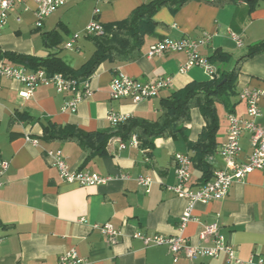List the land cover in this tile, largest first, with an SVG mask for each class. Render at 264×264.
I'll list each match as a JSON object with an SVG mask.
<instances>
[{
  "label": "crops",
  "instance_id": "0c3cea01",
  "mask_svg": "<svg viewBox=\"0 0 264 264\" xmlns=\"http://www.w3.org/2000/svg\"><path fill=\"white\" fill-rule=\"evenodd\" d=\"M148 1L107 0L97 6L99 22L108 25L122 21ZM95 6L93 0H67L43 21L40 29H36L35 5L31 0H24L9 12L6 25L0 31V64L14 65L1 58L5 52L36 58L54 54L70 67L79 68L89 60L94 47L84 56L81 51L88 47L78 40L75 42L73 50L83 56L77 65H73L75 57L66 61V57H61L58 52L64 50L63 45L72 35L83 32ZM153 20L163 26L156 28L154 35L144 38L140 58L129 63L103 62L89 78L92 95L80 101L74 113L61 112L63 103L70 96L56 93L52 86H37L31 96L24 98L21 94L26 88L22 84L0 77V161L9 164L6 173L0 177V264H58L59 258L69 252L82 259V264H173L172 255L165 246L146 247L135 235H181L196 245L201 244L199 233L214 222L238 259L246 261L251 255L264 257V171L253 170L235 181L220 201L196 203L192 220L179 232L187 202L167 192L165 186L176 184L174 155L186 153L192 156L187 142L197 141L204 126L197 108L190 111L184 137L155 139L150 151L113 138L106 146L107 156L92 157L85 162V154L74 143L47 144L39 140L47 122L70 124L94 132L114 129L106 119L108 112L153 120L159 114L160 100L191 82L210 81L198 67L179 73V66L186 61L182 53L147 58L149 47L164 38L200 40L208 36V43L201 45L198 53L207 59L217 51L227 54V62L213 64L220 73L231 71L249 46L264 40V3L249 12L245 4L216 8L190 2L175 13L163 8ZM29 33L40 35L42 49H37L31 39H24ZM44 33L58 36L60 42L55 48L45 46ZM231 34L241 39V48L237 47ZM119 74L149 84L170 77L171 84L157 97L138 104L128 99L111 101L109 83ZM244 88L264 90V53L241 62L234 93L216 105L219 129L217 148L209 158L212 173L223 166L218 150L226 139L227 115L245 116L246 107L239 98ZM259 106L261 116L256 123L264 126V98L260 99ZM17 113H26L33 120L11 123ZM239 144L241 151L237 161L246 163L251 153L247 133L241 135ZM49 150L60 151L70 170L95 173L109 180L89 187L66 182L50 166L45 155ZM140 176L153 180L147 193L137 184L136 179ZM190 176L192 189L202 184L203 175L192 164ZM105 224L119 232L114 244L107 242L99 230L93 228ZM174 264L226 262L220 255L194 262L181 258Z\"/></svg>",
  "mask_w": 264,
  "mask_h": 264
},
{
  "label": "built area",
  "instance_id": "2783aa9c",
  "mask_svg": "<svg viewBox=\"0 0 264 264\" xmlns=\"http://www.w3.org/2000/svg\"><path fill=\"white\" fill-rule=\"evenodd\" d=\"M23 1L0 0V31L6 25L9 12L16 6L22 4ZM31 1L35 5L34 26L36 29H40L43 21L67 2V0ZM93 1L96 6L89 23L84 29L85 37L103 33V25L98 19L100 9L97 6L106 3L107 0ZM78 38V34L72 35L69 41L63 45L64 49L73 50ZM231 38L238 48L242 47V41L237 35L231 34ZM208 40V36H204L200 40L188 37H182L177 40L164 38L149 47L146 57L152 58L169 53H182L186 56V61L179 66V73L184 74L191 68L198 67L206 73L210 80H213L219 76L218 69L207 58L201 57L198 53L199 47L208 43ZM0 77L15 80L22 84L26 88V91L21 94L24 98L31 96L32 91L37 86H52L56 93L69 95L70 98L63 103L60 109L62 113H74L77 104L92 95L89 79L83 81L70 80L60 74L48 75L43 69L31 71L23 66L0 64ZM170 84V77L159 78L156 82L149 84L119 74L114 76L109 83V98L111 101L128 99L133 104H138L157 97ZM239 98L245 104V116L237 117L234 114L227 115L226 139L218 150V156L221 158L223 166L221 169L212 173L210 180L199 185L196 189H192L190 185V156L186 153H177L174 155L176 184L173 186H165V190L179 198L185 199L187 202V206L180 218L179 232H182L186 224L192 220L191 213L196 203L206 204L211 201H220L226 197L231 185L235 181L241 180L253 170L264 171V126L256 123V120L261 116L259 102L261 98H264V90L244 88L240 91ZM127 118L126 116L113 112H108L106 116L112 128H115ZM243 133L249 135V145L251 148V153L247 157L246 163L237 161L241 151L239 140ZM26 140H28V137H26ZM32 142L34 144L37 143L36 141ZM128 142L131 146L138 145V140L135 135L131 136ZM120 147L124 148V145L121 144ZM45 155L49 160L50 166L55 168L59 177L66 182H77L81 186L89 187L103 184L109 180L108 177H101L95 173L70 170L61 152L58 150L46 151ZM8 166V162L0 161V177L6 173ZM136 181L146 193L149 191V187L153 182L150 177L142 176L138 177ZM93 228L98 229L110 244H114L117 237H119V232L109 224L94 225ZM135 237L142 240L146 247L165 246L172 255L173 264L181 258L189 262H194L200 258H217L220 255L224 256L226 264H264V257L256 255H251L246 261L238 259L235 250L221 236L216 222L204 227L198 235L201 244L196 245L181 235H153L147 237L137 234ZM202 243H209L210 245H202ZM82 263L83 260L78 258L74 252H69L58 260V264Z\"/></svg>",
  "mask_w": 264,
  "mask_h": 264
},
{
  "label": "trees",
  "instance_id": "16d2710c",
  "mask_svg": "<svg viewBox=\"0 0 264 264\" xmlns=\"http://www.w3.org/2000/svg\"><path fill=\"white\" fill-rule=\"evenodd\" d=\"M190 2H198L208 6L223 8L226 5L245 4L249 12L255 10L264 0H149L135 8L126 19L108 25H103V33L86 37L94 47V52L87 62L74 69L54 54L45 58L20 55L5 52L1 58L14 65L23 66L31 71L43 69L48 75L60 74L66 79L83 81L89 79L103 62L129 63L141 56V48L146 36L154 35L156 28L163 25L153 20L157 12L163 8L172 13L177 12ZM45 46L55 48L60 42L55 33H44ZM264 53V40L249 46L233 69L229 72H219L216 79L207 82H191L184 88L171 93L159 102V114L153 119L129 117L119 123L113 130L86 132L77 126L57 125L47 122L42 127L39 138L44 143H74L85 154V162L92 157L107 156L106 146L113 138L120 142H128L135 135L138 148L150 151L155 139H177L185 136V126L190 120V111L197 108L201 114L204 126L197 141L187 142L192 153L191 164L203 175L202 184L212 177L209 158L217 148L216 136L219 129V119L216 105L223 102L234 93L239 66L242 61L257 54ZM229 56L223 52H215L208 59L211 64L225 63ZM33 118L26 113H17L11 119L30 122Z\"/></svg>",
  "mask_w": 264,
  "mask_h": 264
},
{
  "label": "rangeland",
  "instance_id": "374dc122",
  "mask_svg": "<svg viewBox=\"0 0 264 264\" xmlns=\"http://www.w3.org/2000/svg\"><path fill=\"white\" fill-rule=\"evenodd\" d=\"M85 29V28H84ZM25 38H29L31 39V42H33L34 46L37 48V49H42L43 48V45H42V42H41V38H40V35L39 34H28L27 36L24 37ZM70 39V38H69ZM79 43H82L84 45H86V47L88 48H83L82 49V55H89L90 54V51H91V48L93 49V45L91 44L90 41L87 40V38H85V35H84V30L81 34H79V39H78ZM90 50V51H89ZM78 51L76 50H68V49H64V50H61L59 51L58 53L60 54L61 57H66V61L70 60V58H73L75 57L76 58V61L73 62V65H77L79 64V62L81 61V59L83 58V56H78ZM78 62V63H76Z\"/></svg>",
  "mask_w": 264,
  "mask_h": 264
}]
</instances>
